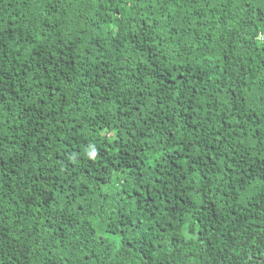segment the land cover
Segmentation results:
<instances>
[{"label":"trees","instance_id":"16d2710c","mask_svg":"<svg viewBox=\"0 0 264 264\" xmlns=\"http://www.w3.org/2000/svg\"><path fill=\"white\" fill-rule=\"evenodd\" d=\"M0 155L3 264H257L264 0H0Z\"/></svg>","mask_w":264,"mask_h":264},{"label":"snow or ice","instance_id":"6c2138e0","mask_svg":"<svg viewBox=\"0 0 264 264\" xmlns=\"http://www.w3.org/2000/svg\"><path fill=\"white\" fill-rule=\"evenodd\" d=\"M49 2H52V0H49ZM103 22V21H102ZM45 71H47V70H45ZM95 153H93V155H94ZM7 164V161H5L4 159H3V156L2 155H0V171H2V169L4 168V166ZM4 175V177L6 178V173H4L3 174ZM3 188V184H0V189H2ZM52 190L51 189H48L47 190V192H51ZM28 195L29 196H31L32 195V192L31 191H29V193H28ZM36 196H37V200L39 201V200H46V199H50V196H48L44 191H41V192H38L37 194H36ZM0 264H3V260L2 259H0ZM147 264H151V260L149 259L148 261H147ZM257 264H264V256H261L260 258H259V260L257 261Z\"/></svg>","mask_w":264,"mask_h":264}]
</instances>
